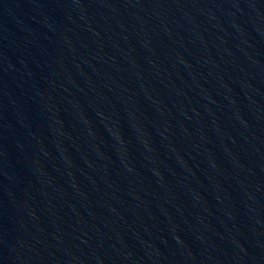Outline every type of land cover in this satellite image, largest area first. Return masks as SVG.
Masks as SVG:
<instances>
[{
  "label": "water",
  "instance_id": "1",
  "mask_svg": "<svg viewBox=\"0 0 264 264\" xmlns=\"http://www.w3.org/2000/svg\"><path fill=\"white\" fill-rule=\"evenodd\" d=\"M0 264H264V0H0Z\"/></svg>",
  "mask_w": 264,
  "mask_h": 264
}]
</instances>
